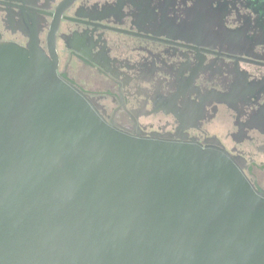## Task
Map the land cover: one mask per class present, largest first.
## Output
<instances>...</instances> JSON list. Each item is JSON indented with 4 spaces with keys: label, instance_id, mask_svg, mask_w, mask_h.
<instances>
[{
    "label": "water",
    "instance_id": "obj_1",
    "mask_svg": "<svg viewBox=\"0 0 264 264\" xmlns=\"http://www.w3.org/2000/svg\"><path fill=\"white\" fill-rule=\"evenodd\" d=\"M238 163L119 130L38 41L0 43V264H264Z\"/></svg>",
    "mask_w": 264,
    "mask_h": 264
},
{
    "label": "flooded vegetation",
    "instance_id": "obj_2",
    "mask_svg": "<svg viewBox=\"0 0 264 264\" xmlns=\"http://www.w3.org/2000/svg\"><path fill=\"white\" fill-rule=\"evenodd\" d=\"M32 41L108 123L216 145L264 190V0H0V43Z\"/></svg>",
    "mask_w": 264,
    "mask_h": 264
}]
</instances>
